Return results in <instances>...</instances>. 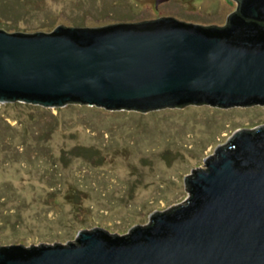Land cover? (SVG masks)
I'll use <instances>...</instances> for the list:
<instances>
[{
	"label": "water",
	"instance_id": "95a60500",
	"mask_svg": "<svg viewBox=\"0 0 264 264\" xmlns=\"http://www.w3.org/2000/svg\"><path fill=\"white\" fill-rule=\"evenodd\" d=\"M160 0L157 1V4ZM225 26L175 17L52 32L0 29V102L150 112L264 105V0H235ZM182 204L125 235L0 246V264H264V125L240 129Z\"/></svg>",
	"mask_w": 264,
	"mask_h": 264
},
{
	"label": "rangeland",
	"instance_id": "374dc122",
	"mask_svg": "<svg viewBox=\"0 0 264 264\" xmlns=\"http://www.w3.org/2000/svg\"><path fill=\"white\" fill-rule=\"evenodd\" d=\"M0 0V29L52 32L160 17L225 26L235 0ZM264 105L189 104L150 112L0 102V246L67 244L83 230L125 235L182 205L186 177L207 169ZM81 147L97 152L79 154Z\"/></svg>",
	"mask_w": 264,
	"mask_h": 264
},
{
	"label": "trees",
	"instance_id": "16d2710c",
	"mask_svg": "<svg viewBox=\"0 0 264 264\" xmlns=\"http://www.w3.org/2000/svg\"><path fill=\"white\" fill-rule=\"evenodd\" d=\"M79 149V154H82L86 157H93L95 154H97V152H95L94 149L92 148H85V147H81V148H78Z\"/></svg>",
	"mask_w": 264,
	"mask_h": 264
}]
</instances>
